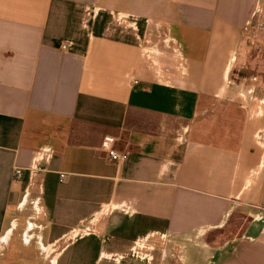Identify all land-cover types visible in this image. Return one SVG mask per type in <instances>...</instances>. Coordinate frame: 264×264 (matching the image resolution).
Listing matches in <instances>:
<instances>
[{
	"label": "crops",
	"instance_id": "0c3cea01",
	"mask_svg": "<svg viewBox=\"0 0 264 264\" xmlns=\"http://www.w3.org/2000/svg\"><path fill=\"white\" fill-rule=\"evenodd\" d=\"M262 4L0 0L5 263L21 246L46 264H264V93L233 76Z\"/></svg>",
	"mask_w": 264,
	"mask_h": 264
},
{
	"label": "rangeland",
	"instance_id": "374dc122",
	"mask_svg": "<svg viewBox=\"0 0 264 264\" xmlns=\"http://www.w3.org/2000/svg\"><path fill=\"white\" fill-rule=\"evenodd\" d=\"M258 13L249 18L243 29V37L239 49L241 65L235 69L233 76L237 78L256 79L258 87L264 93V4L261 5ZM35 232V231H34ZM18 247V246H17ZM22 250L23 255L16 261H6V251L0 255L2 264H46L42 263L39 250L34 247L32 250H25L19 246L18 251ZM20 253V252H19ZM149 253V251H148ZM154 257V251L151 252ZM3 261V262H2Z\"/></svg>",
	"mask_w": 264,
	"mask_h": 264
},
{
	"label": "built area",
	"instance_id": "2783aa9c",
	"mask_svg": "<svg viewBox=\"0 0 264 264\" xmlns=\"http://www.w3.org/2000/svg\"><path fill=\"white\" fill-rule=\"evenodd\" d=\"M70 45H63L62 50L68 51L70 50ZM117 139L114 137H106L102 142V149L106 153L109 160L112 162L121 165L125 163L128 159V154L122 151H119L116 148ZM24 171L23 169L16 168L13 172V182L14 183H21L23 180ZM61 181H63L64 175H61ZM144 246V241L139 242L138 246L134 247L132 254L134 257L144 260L146 263H150L153 261V257L151 252L154 251L152 247ZM146 249L148 252L144 253L143 249Z\"/></svg>",
	"mask_w": 264,
	"mask_h": 264
}]
</instances>
